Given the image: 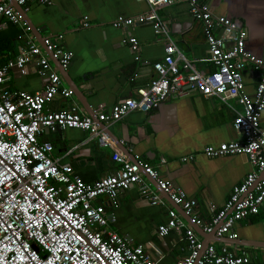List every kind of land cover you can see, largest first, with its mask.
<instances>
[{"label": "built area", "instance_id": "2783aa9c", "mask_svg": "<svg viewBox=\"0 0 264 264\" xmlns=\"http://www.w3.org/2000/svg\"><path fill=\"white\" fill-rule=\"evenodd\" d=\"M27 10L28 0H12ZM49 5V0H36ZM190 16L201 24L207 44V60L215 68L204 74L196 70L168 35L167 24L155 9L170 5L172 0H144L149 11L134 17H118L111 22L115 29L143 23L152 25L156 35L165 41L164 56L152 64L155 76L136 89V97L119 100L106 111L94 112L97 122L110 126L131 112L147 113L172 97L196 93L214 97L233 113L231 123L238 139L217 146H205L196 154L184 156L182 162L198 154L207 158L243 155L251 171L234 186L223 206L213 212L209 221H202L195 207L196 200L158 171L136 157L133 161L115 150L111 160L118 164L112 174L92 182L74 176L68 165H60L52 157L51 142L40 140L47 132L76 129L88 132L86 144L95 139L102 147L112 142L101 125L82 114L77 107L51 110L47 107L54 96L73 97V90L64 87L42 49L27 40L13 59L0 64V264H154L140 244L127 235L110 229L115 221L121 191L137 186L151 205L165 206L164 195L182 211L167 209V221L157 228L159 237L170 231H182L186 254L176 264H256L244 254H235L226 245L216 250L196 236L193 226L204 234L236 239L233 226L240 220L259 213L264 205V129L260 126L264 111V61L245 48L246 31L235 22L214 15L200 0H185ZM86 20V18H84ZM7 21L23 27L22 15L9 0H0V30ZM83 27L89 24L85 21ZM62 34L45 37L43 50L62 70L70 64L71 55L61 47ZM139 61V44L135 37L122 40ZM34 64L44 78L42 90L34 93L2 87L12 69L23 71ZM252 68L258 74L252 95L244 88L243 73ZM235 105L240 106L236 109ZM77 147V146H75ZM151 182L156 191L151 190ZM186 218V220L184 219Z\"/></svg>", "mask_w": 264, "mask_h": 264}, {"label": "crops", "instance_id": "0c3cea01", "mask_svg": "<svg viewBox=\"0 0 264 264\" xmlns=\"http://www.w3.org/2000/svg\"><path fill=\"white\" fill-rule=\"evenodd\" d=\"M49 1V5H41L36 0H28L27 10L23 12L28 32L19 25L3 23L0 64L17 56L19 48L31 40L48 57L63 86L73 90L70 99L56 95L47 107L51 110L77 107L99 125L94 112L106 111L119 100L136 97V89L155 76L152 64L163 58L165 41L154 33L149 23L124 29L111 26L118 17L147 13L149 6L144 0ZM172 1L170 5L155 9L167 24L169 37L196 70L204 74L213 72L215 68L207 60L208 49L201 24L190 16L185 0ZM200 2L207 3L214 15L226 17L244 29L246 50L264 61V0ZM12 5L19 10V6ZM85 21L88 27L82 26ZM56 34L63 35L61 47L71 55L66 70L60 69L42 47L43 38ZM130 36L138 41L139 61L134 60L129 46L122 42ZM257 78L252 68L244 71L243 82L248 95L253 94ZM44 81L35 65L29 64L23 71L10 70L2 87L31 94L42 90ZM235 108L240 109V106L235 105ZM233 116L216 98L187 93L169 98L147 113L131 112L121 121L103 127L112 142L111 147H102L95 139L82 143L88 138V132L76 129L44 132L39 139L51 142L52 157L60 165H68L74 176L86 182L116 170L118 164L111 160L115 150L131 161L137 157L155 168L160 178L179 186L188 197L196 200L194 210L198 217L209 221L213 212L223 206L232 188L251 171L250 164L243 155L207 158L198 154L191 161L180 159L198 153L205 146L238 139L231 126ZM260 126L264 129V111ZM150 183L151 190L156 191L155 183ZM161 196L165 206L151 205L137 186L121 191L120 205L114 211L115 221L109 227L129 236L134 244L142 245L154 264H176L186 254L183 232L172 230L159 237L157 228L166 223L167 209L183 215L180 208ZM232 229L236 239L229 240L204 234L193 226L204 244L212 243L216 250L226 245L235 254L244 253L253 263L264 264V205L257 215L238 221Z\"/></svg>", "mask_w": 264, "mask_h": 264}, {"label": "water", "instance_id": "95a60500", "mask_svg": "<svg viewBox=\"0 0 264 264\" xmlns=\"http://www.w3.org/2000/svg\"><path fill=\"white\" fill-rule=\"evenodd\" d=\"M9 2L11 3V4H14L13 3V1L12 0H9ZM13 7H14V5H12ZM15 8V7H14ZM19 8V10H16L17 12H19L21 15H22V19H23V21L25 20L24 19V13L22 12V8L21 7H18ZM27 24V23H26ZM28 25V24H27ZM62 75V74H61ZM63 76V75H62ZM64 78V77H63ZM99 123V125H101L102 127H105L104 126V124L103 123H100V122H98ZM106 130H107V128H106ZM45 132H47V130H45ZM155 188H156V186H155ZM213 234V233H212ZM214 235V234H213ZM204 245H207V244H204Z\"/></svg>", "mask_w": 264, "mask_h": 264}]
</instances>
